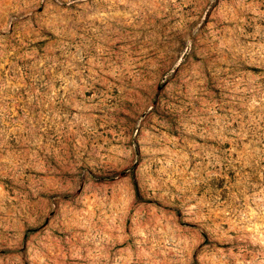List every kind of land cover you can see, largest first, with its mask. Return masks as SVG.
<instances>
[{"label":"rangeland","instance_id":"374dc122","mask_svg":"<svg viewBox=\"0 0 264 264\" xmlns=\"http://www.w3.org/2000/svg\"><path fill=\"white\" fill-rule=\"evenodd\" d=\"M0 264H264V0H0Z\"/></svg>","mask_w":264,"mask_h":264}]
</instances>
